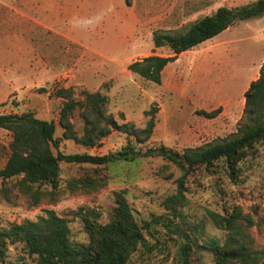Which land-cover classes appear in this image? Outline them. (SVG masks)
I'll use <instances>...</instances> for the list:
<instances>
[{
	"label": "rangeland",
	"instance_id": "1",
	"mask_svg": "<svg viewBox=\"0 0 264 264\" xmlns=\"http://www.w3.org/2000/svg\"><path fill=\"white\" fill-rule=\"evenodd\" d=\"M39 21L43 0H0V114L24 112L56 123L63 154H114L127 137L112 130L89 147L62 138L59 113L66 98L83 101L87 92L105 96L104 112L118 123L143 127L145 111L157 108L150 138L134 143L143 155L103 165L59 162L51 182L21 183L22 176L0 180V232L12 224L36 221L47 210L63 217L72 245L89 242L86 220L107 223L122 193L142 229L139 245L127 264H179L182 249L192 264H216L211 248L244 244L264 264V139L246 151L235 169L224 159L202 166L183 182L182 197L168 210L182 171L160 156H145L165 146L181 152L237 131L245 92L264 62V14L236 21L222 33L178 54L161 74L148 81L129 65L151 54L155 31H179L221 6L236 8L256 0H88L77 17L64 4ZM218 112L209 117L205 113ZM83 108L69 117L78 136ZM11 131L0 128V167L9 155ZM55 152V150H53ZM233 217L236 228L223 227ZM0 264H38L22 241L6 239ZM230 264H238L236 261Z\"/></svg>",
	"mask_w": 264,
	"mask_h": 264
},
{
	"label": "trees",
	"instance_id": "2",
	"mask_svg": "<svg viewBox=\"0 0 264 264\" xmlns=\"http://www.w3.org/2000/svg\"><path fill=\"white\" fill-rule=\"evenodd\" d=\"M264 14V0H256L236 8L221 6L210 15L190 22L182 30L155 31L152 36L155 47H167L171 54H151L136 60L129 69L140 77L156 84L161 82V74L166 65L174 61L178 54L187 51L206 40L222 33L236 21L248 20ZM57 95L66 98L59 113V125L63 139H72L76 143L93 147L112 130H118L127 137L123 150L114 154L92 155L88 153L63 154L59 150L61 138L55 137L56 123L34 117L28 112L20 115L0 114V128L11 131L9 155L0 167V180L22 176L21 183L51 182L55 186L59 172V162L75 164L103 165L120 160H133L142 156L136 151L134 143L147 141L155 126L154 114L157 108L145 111L148 119L143 127L129 122L118 123L104 112L105 96L98 92H87L84 100L70 99L67 89H60ZM245 107L237 131L224 138L216 139L206 145L184 148L181 152L160 146L155 151H147L145 156H160L181 171L177 191L164 201V205L173 214L175 206L182 197L183 182L186 177L202 166L224 159L234 170L243 154L259 140L264 139V62L259 69L257 79L250 82L245 92ZM76 107L83 108L85 127L78 136L69 120ZM218 110L205 113L214 116ZM55 150V152L53 151ZM115 208L111 219L105 224L86 220L89 242L74 246L68 236V226L63 217L47 210L36 221L26 220L12 224L6 231L0 232V254L6 239L22 241L30 254L38 258V264H127L128 258L139 245H146L142 229L135 220L132 211L122 193L115 195ZM228 230L236 228L233 217L226 218L223 224ZM211 251L216 264H255L256 252H251L244 244L233 248L213 247ZM179 264H192L182 249Z\"/></svg>",
	"mask_w": 264,
	"mask_h": 264
},
{
	"label": "crops",
	"instance_id": "3",
	"mask_svg": "<svg viewBox=\"0 0 264 264\" xmlns=\"http://www.w3.org/2000/svg\"><path fill=\"white\" fill-rule=\"evenodd\" d=\"M43 4H42V12H40L38 14L39 21H52V16L55 15H60L58 14H53L50 11L54 10V7H56L57 9L60 8L61 3L54 1V0H43ZM88 0H64V4L66 6H70L72 9V13H71V17H77L78 15H80L82 12V9L84 8V6H86ZM54 20V19H53Z\"/></svg>",
	"mask_w": 264,
	"mask_h": 264
}]
</instances>
